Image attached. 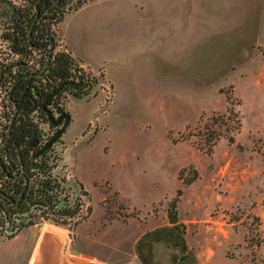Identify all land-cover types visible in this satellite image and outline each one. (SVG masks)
<instances>
[{
	"label": "rangeland",
	"instance_id": "374dc122",
	"mask_svg": "<svg viewBox=\"0 0 264 264\" xmlns=\"http://www.w3.org/2000/svg\"><path fill=\"white\" fill-rule=\"evenodd\" d=\"M22 5L0 0L3 60L1 33ZM67 13L62 25L104 61L112 88L100 77L86 95L66 92L55 111L66 124L41 129L61 131L56 171L78 205L72 217L47 211L44 224L70 230L92 212L98 252L141 264H185L208 247L231 264H264V0H94Z\"/></svg>",
	"mask_w": 264,
	"mask_h": 264
},
{
	"label": "trees",
	"instance_id": "16d2710c",
	"mask_svg": "<svg viewBox=\"0 0 264 264\" xmlns=\"http://www.w3.org/2000/svg\"><path fill=\"white\" fill-rule=\"evenodd\" d=\"M27 1L28 5L13 7L8 26L1 33L11 56L4 60L0 58V119L3 120L0 145L13 112V103L16 104L17 111L6 145L0 151V162L4 168L0 169V213L9 218L11 215L31 212L30 210L40 213L52 211L56 215L72 217L77 212V206L56 208L59 184L42 177L45 169L56 170L58 165L59 157L50 149L58 136L43 149V145L37 143L42 134L41 124H45L47 128L53 127L55 123L60 124V121L52 118L50 107L60 105L66 92L77 97L86 95L97 79L87 73L77 82L71 81V70L77 62L67 52L54 48L55 33L52 28L62 19L65 11L61 8L66 0L36 2L38 17L31 30L30 43L27 42V30L35 13L36 0ZM88 1L91 0H77L74 9ZM50 41H53V48L45 70L39 76H26L17 80L8 97L7 93L15 79L24 74L36 73L44 66ZM57 131L58 129L55 132ZM19 174L24 176L26 184L23 177L15 178ZM189 180L183 183H188ZM23 187L19 202L12 203L8 198L16 200ZM179 194L180 189H177L174 197L167 203V219L171 224L177 222L176 202ZM262 202L264 204V199ZM32 222L20 226L31 225Z\"/></svg>",
	"mask_w": 264,
	"mask_h": 264
},
{
	"label": "crops",
	"instance_id": "0c3cea01",
	"mask_svg": "<svg viewBox=\"0 0 264 264\" xmlns=\"http://www.w3.org/2000/svg\"><path fill=\"white\" fill-rule=\"evenodd\" d=\"M92 2L94 0L68 11L67 14H70V12L76 13ZM64 19L63 16L54 28L56 49L67 52L79 66L90 73L97 74L101 72L102 79L109 83L111 87L109 72L103 65L104 61L96 63L86 53L85 49H81L73 41L68 25H62ZM78 21L81 23L82 20ZM93 65L97 68L93 69ZM154 90L166 91L167 89L155 88ZM76 179L78 182L80 181L77 177ZM259 214L261 228L264 232V209H261ZM93 219L91 212L89 217L70 230L46 224L23 226L15 234L0 240V264H141L135 253L125 259H114L105 257L102 253L100 254L98 251L103 248V226L99 223L94 227ZM138 239L139 237L135 239V244H137ZM95 245H99L96 246L98 250H89L90 246L94 247ZM206 251L207 253H205ZM184 263L231 264L230 261L217 254L210 247L206 250L197 249L193 254V259Z\"/></svg>",
	"mask_w": 264,
	"mask_h": 264
},
{
	"label": "built area",
	"instance_id": "2783aa9c",
	"mask_svg": "<svg viewBox=\"0 0 264 264\" xmlns=\"http://www.w3.org/2000/svg\"><path fill=\"white\" fill-rule=\"evenodd\" d=\"M76 2H77V0H75L73 3H69L67 6H64L63 10L65 12L74 10V8L76 7ZM54 48H56V41H55ZM56 50H59V49H56ZM71 73H72L71 80L77 82L78 81V76L82 77V76H85L87 73H90V72L86 71L84 68H82L81 66L76 64L72 68ZM90 75H92L93 77H95L97 79V78H100L102 74H101V72H98L97 74L90 73ZM59 106L60 105L58 104L56 107H50L51 115H52L53 119H55V117L57 116L55 111L58 109ZM43 127H45V124H41V129ZM51 135H52V133L50 135L42 133L41 136H40V140L37 143V145L38 144L39 145H44L45 142L50 139ZM52 148H53V143L50 146L51 151H53ZM56 170H52V169L47 170V169H45L44 174L42 175V177L46 178V179H50L51 181H56L59 184V188H60L59 198L66 202V204L62 208H71V205L68 203V198L66 197L67 196L66 195V187H67L66 186V179H67L66 178V173H65V171H63L61 169V167L58 168V171H56ZM58 203L56 205L57 208H59L58 207ZM76 206H77V210H78V205H76ZM35 212H37V211H35ZM35 212H33L32 215L29 213V211L21 213L20 215L22 217H26V220H24V221L21 220V222L16 221V219L14 217L16 215H11L8 218V217H3L2 214L0 213V240L1 239H6L9 236L15 234L20 229V227H21L20 225L21 224L24 225V224L28 223L29 221H33L32 224H44V223H46V221H48L49 218L46 217V215L49 214L48 212H44V213H40V212L35 213Z\"/></svg>",
	"mask_w": 264,
	"mask_h": 264
},
{
	"label": "water",
	"instance_id": "95a60500",
	"mask_svg": "<svg viewBox=\"0 0 264 264\" xmlns=\"http://www.w3.org/2000/svg\"><path fill=\"white\" fill-rule=\"evenodd\" d=\"M58 0H53V2H57ZM36 2H38V0L35 1V4H34V8H35V13L33 15V17L31 18L30 20V24H29V27H28V30H27V42L30 43V34H31V30H32V27H33V24L34 22L36 21L37 17H38V8L36 6ZM52 48H53V41H50L49 44H48V49H47V56H46V61H45V64L44 66L41 68L40 71L36 72V73H28V74H24V75H21L20 77H18L17 79H15V81L12 83L11 87L9 88V91L7 93V96L10 97V92H11V89L13 88L15 82L17 80H19L20 78H23V77H26V76H32V75H35V76H39L41 75V73L45 70V67L48 65L49 63V60H50V56H51V51H52ZM80 79V76H78V80ZM59 111V108L57 109ZM17 111V107H16V104L13 103V112H12V115L9 119V122L7 124V128H6V131H5V134H4V140L2 142V144L0 145V151L4 148V146L6 145V142H7V138L9 136V132H10V129H11V126H12V123H13V118H14V115ZM64 119V124H66V121L68 119V116L65 115L64 113H61L60 116L58 117L57 120H60V119ZM61 131H57L53 136L50 137L49 141L43 145L41 147V149L45 148L46 145H48L49 142L53 141L57 136H59ZM0 169L3 170V165L1 164L0 162ZM18 177H23L24 176L22 174H19L17 175L15 178H18ZM24 181H25V184H26V179L24 178ZM23 190H24V187L19 191L18 193V197L16 200H11L10 198H8L6 195L2 194L5 198H8L12 203L14 204H17L19 202V200L21 199L22 195H23Z\"/></svg>",
	"mask_w": 264,
	"mask_h": 264
}]
</instances>
